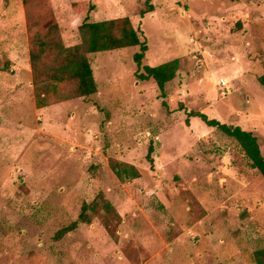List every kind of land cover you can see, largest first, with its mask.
Wrapping results in <instances>:
<instances>
[{
	"label": "rangeland",
	"instance_id": "1",
	"mask_svg": "<svg viewBox=\"0 0 264 264\" xmlns=\"http://www.w3.org/2000/svg\"><path fill=\"white\" fill-rule=\"evenodd\" d=\"M87 15L129 17L142 65L179 60L164 94L129 46L87 53L95 93L39 106L33 37L56 23L65 46L83 44ZM262 73L264 0H0V264H254L264 177L189 113L254 132L264 154ZM114 160L140 177L121 182ZM98 197L119 215L109 228L99 201L56 237Z\"/></svg>",
	"mask_w": 264,
	"mask_h": 264
},
{
	"label": "trees",
	"instance_id": "2",
	"mask_svg": "<svg viewBox=\"0 0 264 264\" xmlns=\"http://www.w3.org/2000/svg\"><path fill=\"white\" fill-rule=\"evenodd\" d=\"M79 30L84 35L85 42L73 46L63 44L56 23L49 26L46 31L36 33L33 37L34 48L31 52V64L34 71V83L38 87L39 106L43 107L51 102L88 96L97 91V83L87 56L88 52L139 46L140 51L134 54L138 68H143V71L138 73L139 77L142 80L153 78L162 94L165 92L166 83L176 75L179 67V60L176 58L157 66L142 65L148 44L146 40L140 39L138 30L127 16L89 21L87 15L79 26ZM257 79L264 88V73ZM39 86L45 89L44 94L39 91ZM63 87L64 89H62ZM189 114L199 117L207 126L217 128L228 137L235 139L248 158L250 165L259 170L264 177V154L260 148L259 138L254 132L246 130L240 125H232L216 118H210L202 112L191 111ZM153 152L154 147L151 144L146 157L152 166L154 165ZM112 166L116 177L121 182L137 179L141 175L138 167L127 162L114 160ZM99 201L107 214L104 218V225L109 228L110 216L119 218V215L109 201L98 197L92 203L85 202L77 220L64 229H60L56 233V237L60 238L64 232L73 230L78 224L91 223V214H96ZM253 258L254 264H264V248L255 250Z\"/></svg>",
	"mask_w": 264,
	"mask_h": 264
},
{
	"label": "built area",
	"instance_id": "3",
	"mask_svg": "<svg viewBox=\"0 0 264 264\" xmlns=\"http://www.w3.org/2000/svg\"><path fill=\"white\" fill-rule=\"evenodd\" d=\"M224 93H225V91H224Z\"/></svg>",
	"mask_w": 264,
	"mask_h": 264
}]
</instances>
